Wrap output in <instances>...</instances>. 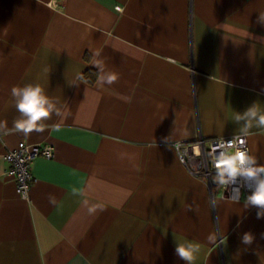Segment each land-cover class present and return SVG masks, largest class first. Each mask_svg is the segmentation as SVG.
<instances>
[{
  "label": "crops",
  "instance_id": "crops-1",
  "mask_svg": "<svg viewBox=\"0 0 264 264\" xmlns=\"http://www.w3.org/2000/svg\"><path fill=\"white\" fill-rule=\"evenodd\" d=\"M262 16L264 0H0V264H185L188 242L193 264H264L258 209L211 197L173 147L244 135L264 165V128L237 120L264 111ZM26 83L61 111L29 135L12 128ZM20 142L54 149L28 200L4 174Z\"/></svg>",
  "mask_w": 264,
  "mask_h": 264
},
{
  "label": "clouds",
  "instance_id": "clouds-1",
  "mask_svg": "<svg viewBox=\"0 0 264 264\" xmlns=\"http://www.w3.org/2000/svg\"><path fill=\"white\" fill-rule=\"evenodd\" d=\"M260 22H264V16L259 17ZM118 79V75L110 72L106 80L101 83L113 84ZM11 97L14 107L19 114L12 122V128L24 135L33 132H43L45 124L53 115L60 116L61 111L57 109L52 100L45 94L44 88L39 83H26L22 86L11 88ZM256 121V126L264 128V111L258 105H250L242 114L237 116V120ZM251 127V124L247 125ZM3 127V125H0ZM226 143H231L227 141ZM222 151V150H220ZM219 151V152H220ZM217 176L220 184L227 185L235 178L244 176L255 181V186L249 189L250 194L246 197L247 206L258 209L256 216L258 219L264 218V165H258L255 158L247 152L237 151L233 154L225 153L217 162ZM231 197V194H230ZM242 243L251 244L254 237L251 233H244ZM199 251L193 247L191 242L186 244L176 243L175 254L185 264H193L194 254Z\"/></svg>",
  "mask_w": 264,
  "mask_h": 264
},
{
  "label": "built area",
  "instance_id": "built-area-1",
  "mask_svg": "<svg viewBox=\"0 0 264 264\" xmlns=\"http://www.w3.org/2000/svg\"><path fill=\"white\" fill-rule=\"evenodd\" d=\"M227 141L231 143H226ZM173 147L180 164L189 175L204 181L211 197L220 192L222 197L229 200L247 202L246 197L250 194L249 189L255 186L254 180L239 176L229 184L224 185L217 182L219 177L216 174L217 162L225 153L233 154L237 151H243L249 154V147L244 135L220 139L200 137L190 142L175 143ZM37 158L53 159V147L46 144L29 145L20 142L4 155L6 164L4 174L14 178L16 192L24 200H28L30 184L34 182L30 168Z\"/></svg>",
  "mask_w": 264,
  "mask_h": 264
},
{
  "label": "trees",
  "instance_id": "trees-1",
  "mask_svg": "<svg viewBox=\"0 0 264 264\" xmlns=\"http://www.w3.org/2000/svg\"><path fill=\"white\" fill-rule=\"evenodd\" d=\"M83 78H84L86 81H88V82H90V83H93V81H94L95 78H96V73H94L93 71H87V72L84 74Z\"/></svg>",
  "mask_w": 264,
  "mask_h": 264
}]
</instances>
